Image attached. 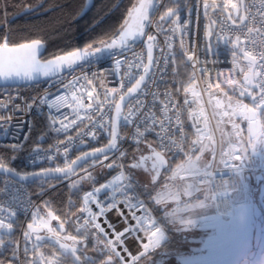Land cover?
Wrapping results in <instances>:
<instances>
[{
	"label": "snow or ice",
	"instance_id": "1",
	"mask_svg": "<svg viewBox=\"0 0 264 264\" xmlns=\"http://www.w3.org/2000/svg\"><path fill=\"white\" fill-rule=\"evenodd\" d=\"M175 2L177 7H167L159 19L153 21L152 17L158 7L163 6V0H139L138 5L128 10L118 34L114 33L110 40L101 39L99 46L96 42L89 43L83 49L47 60L41 59L43 44L40 39L11 43L6 34L0 41V81L11 82L12 85L34 82L40 77L51 79L83 65L91 68L93 64L98 71L92 72V77L104 76L107 72L119 78V87H108L106 79L101 81L102 96L85 71L67 84L60 81L58 95L45 91L32 98L31 102L24 100L25 107H22L15 104L21 98L19 92L15 96L8 92L9 102L0 103V136L12 141L7 146L0 145L4 148V152H0V174L7 177L0 188V247L11 252L10 256L0 259V264H5V259L7 264H59L61 257L66 259L69 256L73 264H97V261L99 264H138L146 255L150 256L146 264H212L221 239L218 218L205 217L200 223L201 234L195 233L190 214L195 210L194 203L204 198L205 186L211 185L216 176L222 174V169L231 168L249 152L252 155L264 152V0L259 4L247 0H224L223 7L219 0H202L203 17L207 20L204 43L195 45L190 40L185 44V37H190L193 6L183 5L180 0ZM185 6L188 8L187 19L183 18ZM195 8H201V0H195ZM87 10L89 6L81 17ZM169 22L170 26L165 28ZM99 23L97 21L93 27ZM153 27L155 34L148 31ZM233 32L236 33L234 37L229 34ZM177 34L179 51L175 47ZM159 35L165 36L167 51L162 50L161 55L156 56L154 51L159 47ZM214 37L217 46L223 43L228 48L232 64L227 77L221 72L215 74L216 83L211 82L212 69L208 67L219 62L215 58ZM138 44L145 46L146 62L144 50L139 56L129 58L126 55L134 53ZM201 50L204 59L200 57ZM178 57L183 59L178 60ZM109 61L108 68L100 69L101 64ZM181 65L187 75V81H179L184 84L183 104L177 98L179 87L174 90L166 88L161 93V81L155 78L157 71L160 77L167 75L169 66L172 67V75L179 76ZM189 65L191 72H187ZM197 74L206 84L202 91L196 90ZM88 86H92V92L90 101L85 103L82 97ZM152 88L156 90L152 91ZM204 94L208 96L207 104L212 107L213 118L218 117L216 128L221 133L218 162L215 159L216 147L206 143L202 135L209 123ZM149 96L151 101L147 99ZM34 108L38 112H47L44 131L28 149L27 160L34 170L21 171L11 166L18 155L9 157L6 153L25 151L35 121L21 119L13 123V120L21 112L25 116L30 115ZM185 110L188 122L195 129V140L188 139L183 120ZM5 111H10V114L3 115ZM201 118L203 129L199 126ZM228 125L231 132L226 133L224 127ZM126 127L132 128L131 134L121 135L122 128ZM102 136L107 140L105 144L84 150L88 149L90 142L98 141ZM149 136L153 139L149 140ZM225 136L230 144L227 151L223 147ZM49 140L52 142L48 143ZM208 140L211 141L212 137L208 136ZM125 141L135 149L132 162L127 166L123 163L128 159V151L122 147ZM142 144L146 145L149 154H143ZM73 151H79V154L70 158ZM208 151L213 156L212 160L206 159ZM137 152L140 153L138 157ZM178 156L184 158L172 167V161ZM96 168L101 172L120 170L96 186L99 181V176L93 171ZM169 170L171 175L164 178L171 183H165L163 190L152 195L158 177ZM137 171H144L146 175L154 173L150 176L151 183H134L133 174ZM29 178L40 181L37 193L40 196L56 186L49 184L50 180L68 181L70 197L83 192L78 197L79 208L75 213L71 212L76 201L69 198L68 211L62 218L52 208L50 200H44L43 208L47 211L46 215L42 214L41 206L32 202L31 194L26 197L21 194L22 182ZM182 198H188L190 202ZM152 202L156 207H152ZM173 203L177 208L169 212L167 207ZM181 204L182 210L189 214L187 219L179 218L183 232L202 235L199 256L188 254L186 244L175 240L178 232H172L171 227L158 226L157 219L153 218L156 212L161 211L159 206L166 205L163 214L171 218L170 223L174 226ZM113 212L116 213L115 220L109 218ZM20 213H24L26 218L29 213L31 216L22 233V250L19 243L14 244L12 240ZM53 221L58 222L57 226H53ZM120 224L124 227L117 230ZM67 225L74 227L75 234L62 235L67 232ZM141 231L147 234L146 243L142 242ZM138 242L142 243V251L133 254L130 245ZM89 243L92 244V255L86 254ZM166 243L176 251H159ZM45 245H50L52 250L48 252Z\"/></svg>",
	"mask_w": 264,
	"mask_h": 264
},
{
	"label": "built area",
	"instance_id": "2",
	"mask_svg": "<svg viewBox=\"0 0 264 264\" xmlns=\"http://www.w3.org/2000/svg\"><path fill=\"white\" fill-rule=\"evenodd\" d=\"M167 1L168 0H163V6L158 7L157 11L155 12V14L152 17L153 21L158 20L160 15L164 12V6L166 5ZM219 2L221 4V7H223L224 0H219ZM247 2H249V3L255 2V3L259 4L260 0H247ZM188 5H192L193 10H192V14H191L190 37L189 36L185 37V44L187 45L189 40L192 42L193 45L203 44L204 43V37H203L204 25L207 23V20L204 19V17H203L202 0H201V8L200 9L195 8V0H191ZM254 11H255V9H254ZM217 15H219V13H217ZM198 16H199V21H198ZM183 18L184 19L188 18L187 6H185L183 9ZM230 23L231 22H229V24ZM198 25H199V31H198ZM169 26H170V22L168 24L164 25L165 28H168ZM148 31L152 34H155V28L154 27L148 29ZM229 34L232 35L233 37L236 35L235 32L229 33ZM145 39H146V37H145ZM158 41H159V47L155 50L156 56H160L162 53V50L167 51L165 48V36L159 35ZM179 43H180L179 36L177 34V38L175 41V47H176L177 51H179ZM214 46H216V49L214 48V52L216 53L215 58L219 62L217 64H215V66H213L211 64L208 65V67L212 69V77H211L212 83L217 82L216 76H215V74L217 72L224 73L225 77H227L229 75L230 69L232 68V64L230 62L231 61V54H230V51L228 50V48H226L222 44H219L217 46L216 42H215V37L213 38V47ZM142 50H144V58H145V62H146V58H147L146 49H145L144 45H142V44H138L135 46L134 53L128 52L126 55L129 58H131L133 55L139 56L141 54ZM200 57H201V59L205 58L202 50L200 52ZM208 58L212 59V57H208ZM110 63L111 62L109 61L108 63L101 64L100 69L108 68ZM161 66H163L162 62H161ZM189 69L191 71L190 65H189ZM85 71H87L89 73L90 78L94 81L95 87L98 90H100L101 96L103 93V89L100 88V84H101L102 80H105V79L107 80V86L108 87H119V78L118 77H112L107 72L105 73L104 76L92 77L91 73L98 71L97 66L95 64H93L91 66V68H89L87 65H83L79 68H76L75 71H71V72L66 71L60 76H55L51 79H47V80H44V81L39 82V83L33 82L30 84H15V85L8 84L5 86H2V87H0V93H3L4 95L0 96V103L6 104L9 102L7 100L8 92H11V94L13 96H15L17 94V91L19 92V95L21 98L17 99L15 101V104H20L22 107H25V105L23 104L24 100L27 99L29 102H31L32 98H35V97H38V96L44 94L45 91L58 95V94H60V90H61L60 81H62L63 84H67L69 81L73 80L74 78L81 76L83 74V72H85ZM155 78L158 81H161L159 83V91L161 93H163L166 88L174 90L175 88L179 87L180 92L177 94V98L179 99L180 103L183 104L184 94L183 93L181 94V90H183L184 84H182V86H178L177 77H174L172 75V67L171 66H169L167 69V75H165L164 77H160L159 71H157ZM223 78L224 77H222L221 79H223ZM196 79H197V89L196 90L202 91L206 87V84L204 83L203 80H201L199 78V74H197ZM174 80L176 81V83H173ZM77 87H79V85H77ZM6 89H7V91H6ZM151 90L155 91L156 89L152 88ZM69 91H71V89H69ZM125 91H126V87H125ZM91 92H92V86H88L86 88V90L84 91L83 97H82L85 103L90 101V95L89 94ZM147 99L149 101H151L152 97L149 96ZM203 100L205 102V113H206V115L210 121L211 128L215 132L214 133V137H215L214 138V146L217 149V155H216L215 159L218 162L220 159L219 152H220V147H221V137H220L219 132L216 128V120L213 118L212 107L207 104V101H208L207 94L203 95ZM14 106L15 105H13V107ZM158 110H159V106L157 107V111ZM68 111L70 113L71 109H69ZM9 114H10V111L3 112V115H5V116H8ZM46 114H47L46 111L45 112H38L34 108L30 115L25 116L23 114V112L16 114V118L13 120V123H17L18 120H21V119H27V120H34L35 121L36 118H44L46 116ZM82 115H83V113H82ZM186 117H187V111L185 110L184 115H183V120L185 122L186 130L188 132V139H189V141L195 140V139H197V135L195 133V130L192 129L187 124ZM71 118L74 119L75 117H71ZM4 127H7V125H4ZM33 127H34V125H33ZM81 127H83V125H81ZM24 131L25 132L28 131L27 127L24 128ZM131 132H132L131 127L122 128L121 135H125V134L130 135ZM71 134L74 135V133H71ZM101 138H104V137L102 136ZM148 139L152 140L153 137L149 136ZM11 142L12 141L0 136V145L7 146ZM51 142H52L51 140L48 141V143H51ZM96 142L97 141L90 142V144H94ZM130 145H132V144L125 141L122 147L124 149H127V147ZM44 146L46 147L47 144H45ZM229 146H230V144H229V142H227V144H225L223 146L224 151H227ZM74 153H76V151H73L71 153L70 158H74ZM27 156H28V151L21 157L20 163L24 167L32 168L30 166L29 161L27 160ZM212 159H213V156L211 154L210 160H212ZM42 166H46V165H42ZM220 168H223V165H220ZM96 169H99V168H96ZM96 169H94V170H96ZM35 170H38V168ZM119 170L120 169H118L114 175H116L119 172ZM258 172H264V157L260 161H258V160L251 161L245 156L242 160L236 162L231 168L222 169V174L216 176V178L214 179V181L211 185L205 186V188L207 189V191L209 192V194L211 196V202H212L211 207H212L213 211L219 216L229 217V216H232L234 213H236L239 205L244 204V203H248L250 201L249 198H247L245 200H238L237 198H235V194L240 191L241 181L243 179L242 175L246 176L247 179L251 178L253 180L254 175ZM4 179H7V177H4L2 174H0V188L3 187V180ZM64 182H67V181H64ZM134 183L137 184L135 179H134ZM22 184H23V187L21 189V194L24 195L25 197L28 194H31L32 202L35 205H39V200L34 199L32 196V192L30 189V182L24 181V182H22ZM13 191H15V188H13ZM150 212H151V209H150ZM115 217H116V213L113 212V213L109 214L110 219L115 220ZM153 218L157 219V225L158 226L165 227L164 224L161 223V221L159 220V218H157L156 215ZM30 220H31L30 213L27 214V218L25 217L24 213H20L18 215V220H17V225H16L15 241H16V243L17 242L19 243V246H21V244H22V233H23V231L26 230L27 223L30 222ZM123 227H124V225L120 224L117 230H121ZM140 237H141L143 243L147 242L146 232L141 231ZM130 246H131V251L133 254H138L139 252L142 251V243L138 242L135 244H131ZM59 264H73V261H61V260H59Z\"/></svg>",
	"mask_w": 264,
	"mask_h": 264
},
{
	"label": "trees",
	"instance_id": "3",
	"mask_svg": "<svg viewBox=\"0 0 264 264\" xmlns=\"http://www.w3.org/2000/svg\"><path fill=\"white\" fill-rule=\"evenodd\" d=\"M138 0H94L92 6L85 15L81 17L82 9L86 0H0V41L7 37L11 43H21L31 41L32 39H40L45 45V51L42 59L57 56L78 48H83L89 43L96 42L99 46L101 39L110 40L114 33L118 34V30L127 17L128 10L132 8ZM191 0L181 1L183 5H188ZM41 4L38 10L25 12L24 10H31L34 6ZM118 5V7H117ZM177 3L167 1L164 6V11L167 7H177ZM80 17V18H78ZM100 21L98 26L93 27ZM183 57H178L182 60ZM180 75L176 76L178 86H182L179 81H187L185 68L181 65L179 68ZM187 72H191L189 67ZM44 118H36L33 127V134L28 144L25 145V151L19 154L7 152L6 155L11 157L18 155V158L12 163V167L21 171H32L34 169L24 167L20 161L21 157L34 146V141L43 134ZM105 138L99 139L94 144H89L88 149L99 147L105 144ZM129 150V146L127 147ZM0 152H4V148H0ZM79 153H74V158ZM183 156H178L172 165L182 160ZM125 162H129L128 159ZM118 169L108 172L100 173L99 183H103L113 176ZM40 181L30 182V189L34 199L39 200V205L43 204L44 200H50L51 206L56 210L57 214L62 218L68 211V200L71 198L76 201V206L71 209L75 213L80 206L79 199L82 191L70 197V190L67 182H59L50 180L49 184L56 186L49 191H46L43 196L37 195L40 191L38 187ZM47 188V185H45ZM87 189V184L85 185ZM153 207V206H152ZM154 208V207H153ZM160 211L155 215L159 217ZM165 225V224H164ZM67 229L75 234L74 227L67 225ZM171 235V234H170ZM24 243L20 248L23 249ZM45 248L50 252L51 246L45 245ZM61 261H73L68 258H60Z\"/></svg>",
	"mask_w": 264,
	"mask_h": 264
},
{
	"label": "rangeland",
	"instance_id": "4",
	"mask_svg": "<svg viewBox=\"0 0 264 264\" xmlns=\"http://www.w3.org/2000/svg\"><path fill=\"white\" fill-rule=\"evenodd\" d=\"M245 127V134H246V125ZM224 131L226 133L231 132V127L230 125L224 127ZM220 133V131L218 130ZM221 134V133H220ZM140 155V153L138 152ZM137 155V157L139 156ZM132 158V157H131ZM181 161V160H180ZM179 161V162H180ZM177 162V163H179ZM125 166H127L130 163L123 162ZM176 164V163H175ZM175 164L172 165V167H175ZM148 167H151V163L149 162ZM94 173L100 176L101 170L96 169L94 170ZM154 173H149L145 174L144 171H137L134 172L133 177L137 184L139 185H145V184H150V176ZM166 176L171 175V171L169 170ZM182 175V174H181ZM165 176V177H166ZM243 179L241 181V187L240 191V200H245L249 198L248 203H244L238 206L236 213H234L232 216L229 217H224V216H219L216 213H214L211 203H209L211 196L207 193H203V199L200 201H196L194 203V208L195 210L190 214V218L193 221V228L195 232H199L202 234L203 230L200 227V223L204 220L205 217H216L218 218V224L220 225V230H221V239L219 240V243L217 245L216 251L213 254L212 257V263L215 264H222L228 262V264H239L241 258L246 256V252L248 248H250L251 245V240H252V235L254 232V224H255V219L252 214V207H253V201L254 197H256V190L257 188L254 186V181L250 178H246V176L242 175ZM160 177H158L159 179ZM163 182L157 183L155 187V191L152 192V195H155L156 191H161L163 190L162 186L165 183H171L169 181H166L165 178L162 179ZM176 185H173V190H175ZM142 190V189H141ZM202 198V197H201ZM185 202H190L188 201V198H182ZM238 199V200H239ZM209 200V201H208ZM153 205L154 202H152ZM41 209H42V214L46 215V209L43 208V204H40ZM156 207V206H155ZM160 209H165L167 206L166 205H160ZM177 205L173 203L171 207H167V210L171 212L173 209H176ZM179 208L181 209L180 211L177 212L175 221L176 224L172 226L170 223L171 229L174 232H179L183 231V226L179 225V218L183 217L185 219L189 218V214L187 212H184L183 209V204L179 205ZM158 218V216H157ZM170 219V218H169ZM170 221V220H169ZM55 222V221H53ZM52 222V223H53ZM164 224V223H163ZM198 234L200 236L198 239V245L196 246L193 250L196 249L195 255L197 256L201 255V253L198 251L202 245L200 244L202 235ZM62 235H65L64 233ZM198 251V252H197ZM262 251V252H261ZM194 255V254H193ZM249 264H264V252L263 250H260L258 253V256L250 261Z\"/></svg>",
	"mask_w": 264,
	"mask_h": 264
},
{
	"label": "water",
	"instance_id": "5",
	"mask_svg": "<svg viewBox=\"0 0 264 264\" xmlns=\"http://www.w3.org/2000/svg\"><path fill=\"white\" fill-rule=\"evenodd\" d=\"M174 2H175V0H174ZM138 3H139V0L136 2L135 5H138ZM86 6H89V9H90L92 7V0H86V3H85V5H84V7L82 9V12L85 11ZM33 9H35V7L32 8L31 10H33ZM28 11L29 10H24L20 14H23V13L28 12ZM26 42H30V41H26ZM42 44H43V48L41 49V53H40L41 57H42V55L44 54V51H45V45H44L43 42H42ZM221 44L224 46L223 43H221ZM83 48H78V49H83ZM214 48L216 49V46H214ZM72 51H74V50H72ZM69 52H71V51H69ZM66 53H68V52H66ZM66 53L59 54V55H65ZM154 54H155V51H154ZM51 58H54V57H50V58H47V59H51ZM47 59H42V60H47ZM240 78H242V77H240ZM47 79L48 78L40 77L34 82L39 83V82H42V81L47 80ZM30 83H33V82H17V84H30ZM8 84H11V82L0 81V87L8 85ZM84 150H90V149H84ZM76 153H79V151H76ZM248 157L250 158L251 161H255V160L260 161L264 157V152H259L256 155H252V153L249 152L248 153ZM253 180H254V186L257 188V190H256L257 194H256V197H254V201L252 203L253 204L252 214H253V216L255 218V227H254V234H253V249L248 253L247 257H245L240 262V264H248L249 261L252 258H254L255 252H256V248L258 247L259 242H260L261 237H262V234L264 233V172L256 173L254 175ZM27 181L33 182L32 178H29ZM35 181H37V180H35Z\"/></svg>",
	"mask_w": 264,
	"mask_h": 264
},
{
	"label": "flooded vegetation",
	"instance_id": "6",
	"mask_svg": "<svg viewBox=\"0 0 264 264\" xmlns=\"http://www.w3.org/2000/svg\"><path fill=\"white\" fill-rule=\"evenodd\" d=\"M181 1H186V0H180ZM41 6V4L37 5V6H34L35 9L33 10H29V11H35V10H38L39 7ZM28 11V12H29ZM254 217V216H253ZM255 219V218H254ZM57 223L58 222H53V226H57ZM254 227H255V224H254ZM172 232H174L172 229H171ZM68 233H71V231L69 229H67V232H65L64 234L67 235ZM195 233H199V232H195ZM254 234V232H253ZM253 236V235H252ZM200 236H198V234H185L183 231H179L178 234L175 236V240L176 241H180L181 244H186V247H187V251H188V254H194L195 255V252H196V249L193 250L196 246H199L198 245V241L196 239H198ZM15 238H16V231L12 237V240H13V243L15 244L16 241H15ZM5 239H7V237H5ZM33 240H34V237H33ZM22 243H24V237L22 236ZM253 249V237H252V240H251V245H250V248H248L247 252H246V256H244L243 258H241L240 262L245 258L247 257L248 253ZM260 250H263L264 252V233L262 234V237H261V240L259 242V245L258 247L256 248V252H255V256L254 258H252L250 261H252L253 259H255L257 256H258V253L260 252ZM159 251L161 252H164V251H170V252H175L176 251V248L175 247H169L167 245V243L165 244L164 247H162ZM198 252V251H197ZM262 252V251H261ZM0 253H2V256H0V259H3L5 257H8L11 255V252L8 251V250H5L4 248L0 247ZM86 254H89V255H92L94 254L93 251H92V244L89 243L88 246H87V253ZM197 255V254H196ZM70 259H72L70 256H69ZM150 259V256H145L144 259H141L138 261V264H146V262ZM249 261V263H250ZM239 262V264H240ZM248 263V264H249ZM5 264H7V260L5 259ZM97 264H99V261H97ZM171 264H174V262H171ZM212 264H215V263H212ZM222 264H228V262L226 263H222ZM230 264V263H229Z\"/></svg>",
	"mask_w": 264,
	"mask_h": 264
},
{
	"label": "crops",
	"instance_id": "7",
	"mask_svg": "<svg viewBox=\"0 0 264 264\" xmlns=\"http://www.w3.org/2000/svg\"><path fill=\"white\" fill-rule=\"evenodd\" d=\"M183 93V90H181V94ZM184 94V93H183ZM216 119H218V117L217 118H215V120ZM186 122H187V124L191 127V125H190V123L188 122V117H186ZM202 129L204 128V124H203V118H201V122H200V125H199ZM192 128V127H191ZM193 129V128H192ZM195 130V129H194ZM214 131H213V129L211 128V125H210V121H209V123H208V129H207V131L206 132H204V133H202V135L204 136V138H205V142L206 143H208L210 146H213L214 145ZM219 135H220V137H221V134L219 133ZM208 136H211L212 137V140L211 141H209L208 140ZM225 142H224V144H223V146L225 145V144H227V142H228V137L227 136H225ZM149 140H151V139H149ZM141 148L144 150V152H143V154H145V155H147V154H149L148 153V151H147V148H146V145H144V144H142L141 145ZM127 151H128V163H131L132 162V155H133V153H134V151H135V149H134V146L133 145H130L129 146V150H128V148H127ZM136 155H139L138 154V152L137 153H135ZM246 157L250 160V158L248 157V155H246ZM206 159H208V160H210L211 159V152L210 151H208L207 152V154H206ZM182 175H183V173H181ZM167 174L166 173H163L161 176H160V178L158 179V182L157 183H160V182H163V178L166 176ZM254 181V180H253ZM156 183V184H157ZM206 189V188H205ZM141 190V189H140ZM205 192H207L208 194H209V192L207 191V189L205 190ZM210 195V194H209ZM241 196H240V193H236L235 194V198H237V199H239ZM145 198H147V197H145ZM210 200H211V198H210ZM240 200V199H239ZM209 201V200H208ZM209 203H212L211 201H209ZM152 206L153 207H155V205H153V203H152ZM163 210L164 209H161V211H160V214H159V217H160V219H161V221H163V223L165 224L164 226L166 227V228H168L169 226H170V221L169 220H171V218L169 219L168 217H165L164 216V214H163ZM215 213V212H214ZM176 222L177 221H175V224H176ZM170 223V224H169Z\"/></svg>",
	"mask_w": 264,
	"mask_h": 264
}]
</instances>
